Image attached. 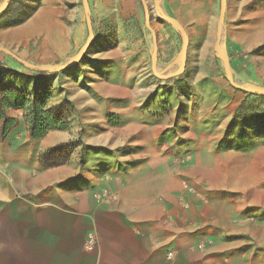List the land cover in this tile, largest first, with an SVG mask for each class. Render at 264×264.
Returning a JSON list of instances; mask_svg holds the SVG:
<instances>
[{
  "label": "crops",
  "instance_id": "0c3cea01",
  "mask_svg": "<svg viewBox=\"0 0 264 264\" xmlns=\"http://www.w3.org/2000/svg\"><path fill=\"white\" fill-rule=\"evenodd\" d=\"M68 14L40 5L0 37L22 57L68 56L85 39ZM118 39L108 27L82 66L44 73L49 107L75 112L69 129L33 139L19 110L0 130V264H264V153L224 145L226 117L214 140L211 117L197 123L120 44H102ZM73 138L82 157L41 165Z\"/></svg>",
  "mask_w": 264,
  "mask_h": 264
},
{
  "label": "rangeland",
  "instance_id": "374dc122",
  "mask_svg": "<svg viewBox=\"0 0 264 264\" xmlns=\"http://www.w3.org/2000/svg\"><path fill=\"white\" fill-rule=\"evenodd\" d=\"M40 5L67 7L69 23L83 26V46L50 59L42 47L36 59L20 56L21 49L6 46L0 37V88L16 84L33 92L44 86L46 72L66 76L84 64L96 33L111 27L118 41L102 44H120L138 68L135 74L189 104L197 123L211 117L213 139L220 119H231L248 92L264 95V0H0V35ZM25 48L29 52L30 46ZM247 120L248 129L226 130L224 145L264 153V128ZM76 146V152L82 150Z\"/></svg>",
  "mask_w": 264,
  "mask_h": 264
},
{
  "label": "trees",
  "instance_id": "16d2710c",
  "mask_svg": "<svg viewBox=\"0 0 264 264\" xmlns=\"http://www.w3.org/2000/svg\"><path fill=\"white\" fill-rule=\"evenodd\" d=\"M52 93L48 86H41L30 92L22 87L5 85L0 88V124L2 135L6 136L18 123L19 118L11 115V111H23L26 123L33 139H41L50 131L67 130L70 127V107L67 101L56 107H49ZM264 95L248 92L247 96L236 108L227 131L240 126L243 129L250 128L248 118L253 119L264 128V108L260 106V100ZM226 131V136L228 135ZM80 140L63 143L48 148L40 154L43 167L65 164L71 161L72 155ZM228 147H232L226 145ZM235 148V147H232ZM239 149V148H235ZM252 149V148H249ZM76 150V151H75ZM247 150V149H245ZM82 157V151L80 152Z\"/></svg>",
  "mask_w": 264,
  "mask_h": 264
},
{
  "label": "bare ground",
  "instance_id": "6f19581e",
  "mask_svg": "<svg viewBox=\"0 0 264 264\" xmlns=\"http://www.w3.org/2000/svg\"><path fill=\"white\" fill-rule=\"evenodd\" d=\"M264 161V160H263ZM259 167V166H258ZM256 170V169H255ZM260 170H263V168L262 169H260ZM251 173V172H250ZM255 175V174H254Z\"/></svg>",
  "mask_w": 264,
  "mask_h": 264
},
{
  "label": "water",
  "instance_id": "95a60500",
  "mask_svg": "<svg viewBox=\"0 0 264 264\" xmlns=\"http://www.w3.org/2000/svg\"><path fill=\"white\" fill-rule=\"evenodd\" d=\"M238 87H240V86H238Z\"/></svg>",
  "mask_w": 264,
  "mask_h": 264
}]
</instances>
